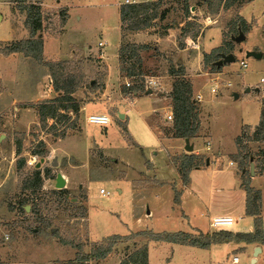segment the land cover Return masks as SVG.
<instances>
[{"label":"rangeland","instance_id":"obj_1","mask_svg":"<svg viewBox=\"0 0 264 264\" xmlns=\"http://www.w3.org/2000/svg\"><path fill=\"white\" fill-rule=\"evenodd\" d=\"M29 1L38 4L42 13V28L36 37H41L44 41L45 37L60 35L64 27H67L73 39L71 42L78 47L77 50L80 52L87 50L82 54L71 56L66 54L61 58L52 59L44 54L43 49L41 62L19 52L10 61L6 59L0 61V68H2L0 73L4 76V79L0 76V264L22 262L85 264V262L73 261L77 255L89 253L94 245L100 243L98 240H92L91 234L121 233L126 228L124 223L129 228H135L136 224V222L132 223L135 219L129 192L123 187L122 193L117 195L116 183L110 180L116 177L120 167L116 166L114 158L104 154L100 147L121 161L139 167L155 149L159 148L160 144L149 132L143 119L137 115V111L129 108L126 113L128 117L126 133L114 119L106 137L102 135L101 130L96 129L95 125L87 126L85 134L94 138L92 140L95 143L88 148L89 156H87L83 151L84 136L77 138L78 140L71 137L69 140L57 143L59 139L63 140L66 136L75 134L70 130L79 126V121H85V117H80V113L67 111L63 112L64 116L40 120L38 114L40 104L63 97L64 89H59L63 93H52L49 96L45 91L32 95L30 93H33L34 85L46 90L48 83L55 82L62 86L63 81L69 78L73 80L71 87L76 84L74 90L80 92L71 93L78 105L96 101L100 93L86 92L100 91L106 88V84H108L107 93H124L122 90L125 81H132L133 77H127L120 71L117 53L120 76L118 75L117 83L108 80L106 55L101 57L105 53L96 46L99 40L105 41L103 48L115 60L114 54L119 41L118 11L121 4L132 0ZM133 1L141 2L142 0ZM224 1L162 0L157 10V17L152 19L150 26L145 29L152 36L136 41L134 37L128 36L129 31H125L128 42L124 44L147 46L138 51L141 59L140 71L145 74L143 76L159 77L160 88L151 92V95L154 97L167 95L171 109L172 99L169 94L173 83L179 79L180 75L170 74L169 71L182 66L183 77L191 84V97L195 99L196 93H202L203 99L209 105L206 111L210 114L212 128L216 134L221 135L229 147L233 144L232 137L242 124L253 126L257 124L260 94L264 100V83L260 82V78L264 76V54L261 58H255L243 52L245 46H248L249 50H257L256 46H258L264 53V0L229 1L228 6L223 7ZM70 7L73 10L71 21L67 20L70 16ZM240 13L248 17V20L252 19L248 24L246 23V30L242 28L241 19L244 18ZM24 19L25 12L14 8V4L9 0H1L0 50L12 42L23 41L30 37ZM122 27L126 28L127 24H123ZM250 28L252 31L246 38L235 40L239 33L245 35L251 30ZM23 31H26V34ZM216 31H220L221 41L215 46L205 47L202 39L199 41L201 35L203 38L205 35L209 37ZM50 43L53 42L50 40L48 44ZM219 48L225 53L234 54V61L224 65L225 74L222 78L214 76L216 72L223 71V64L215 68L214 63L221 59L218 57L219 53L214 51ZM10 54L12 53L0 52V55L5 57ZM204 54H210V56L206 59ZM241 59L247 64L245 68L240 67ZM47 62L52 63V70L50 66L43 64ZM46 73L50 76L46 77ZM35 78L38 80L36 81ZM91 80L93 84L90 83ZM226 81L231 82V85H226ZM213 83L220 86L216 93L210 91ZM248 85L260 86L259 93L253 87L250 92L244 91ZM139 93L144 95L148 92ZM234 93L238 96L234 97ZM101 103L107 112L116 118L119 117V114L115 115L114 108L112 109L109 105L111 102L103 99ZM143 104H149V101L146 100ZM195 105H197L199 119L200 102L196 100ZM137 108H140L139 104ZM120 113L125 112L120 110ZM159 121L162 123L163 118H159ZM79 130L81 131V128ZM247 133L250 136L244 138L240 145L245 149L239 151L242 154L253 153L249 159H242L245 172L249 171L251 162L254 163V168L259 162L264 164V155L260 154L264 151V144L257 147L252 144L250 146L248 143L252 140L248 138L252 136L253 131H247ZM39 141L44 143L48 152L43 156V161L40 155L33 152L41 151ZM56 144L59 150L52 151L51 148H54ZM71 148L82 156L80 160L73 155L64 156L65 154L60 152V150ZM158 150L159 154L162 153V149ZM239 153L237 154L238 165L241 162ZM171 156H179V154L170 153L169 158ZM54 157L58 161L56 166L51 165ZM251 157L252 160H250ZM21 158L25 160V164L19 168L18 163ZM36 168H40L42 185L40 189L31 192L23 188V184ZM62 168L65 169L66 177L64 178L66 182L68 181V186H64L66 192L55 188L56 173L62 174ZM46 170L50 177L45 175ZM259 170L260 174L264 175V168ZM121 173L123 172L119 174ZM88 181L89 217L87 221L86 184ZM99 188L108 191L110 195L102 196ZM175 192L177 191L174 188ZM20 201H24V205H21ZM117 220L120 223H117ZM239 224L243 223L240 221ZM231 228L237 227L234 225ZM214 230L218 229L214 228ZM106 241L107 239L101 244L105 245ZM119 242L121 241L118 240L114 245ZM77 245L81 246V250H78ZM128 245L126 252L133 250V245ZM136 245L140 247L141 243L137 242ZM122 252H125V249ZM229 253L230 258L232 252ZM237 255L239 257L237 264H252L244 252L237 251ZM99 260L91 259L88 264H98ZM155 260L156 255L152 252V264Z\"/></svg>","mask_w":264,"mask_h":264},{"label":"crops","instance_id":"obj_2","mask_svg":"<svg viewBox=\"0 0 264 264\" xmlns=\"http://www.w3.org/2000/svg\"><path fill=\"white\" fill-rule=\"evenodd\" d=\"M146 1V0H142ZM141 1V2H142ZM1 2V0H0ZM59 2V1H58ZM136 2V1H128ZM6 3V2H5ZM70 16L67 20L71 21L73 10L70 7ZM241 14V13H240ZM245 22L248 24L251 20H248L244 15L241 14ZM67 22V21H66ZM253 26V25H252ZM253 29V27H251ZM250 28V29H251ZM262 30L263 26L260 27ZM118 29H119V41L117 46V51L113 56L109 55L103 48L105 41L99 40L97 43V48H101L102 54L101 57L106 55V76L108 80H113L117 83L119 70L117 62V53L120 43L128 42L126 40L125 31H129L128 36L134 37L135 40H145L149 38L150 35L147 30H127L122 27V23L119 18L118 11ZM249 30L247 34L244 35V38L250 34L252 31ZM26 34V31H23ZM13 39V38H12ZM202 39L205 47H212L220 43L221 36L220 31L211 33L209 37L205 35L203 38L202 35L199 37V41ZM10 40V39H8ZM53 43H49V41ZM69 29L64 27V31L58 36L45 37L43 41L44 54L50 56L52 59L61 58L63 55L69 54L78 55L82 54L85 51H78V47L74 45ZM133 42V40H131ZM50 47V48H49ZM89 47V46H88ZM87 47V48H88ZM243 52L246 54L248 51H259L262 54V50L256 46L257 50H249L248 46H245ZM95 48V47H93ZM19 52H12L8 57L0 55V61L8 60L10 61L15 54ZM240 61V60H239ZM245 61V60H244ZM230 63L226 62L222 65V70L214 74L215 77L222 78L225 74L224 65ZM247 66V64H246ZM245 68V67H244ZM2 69V68H0ZM34 71L32 72L33 75ZM0 73V76L3 77ZM50 74L46 73V77H49ZM264 77V76H263ZM214 79V78H213ZM37 81L38 79L35 78ZM51 82V79H50ZM229 82V81H228ZM261 82V81H260ZM48 83V82H47ZM93 84V80L90 82ZM112 83V82H111ZM231 85V82H229ZM264 83V82H261ZM52 83L47 84L46 90L37 88L38 85H34L33 93H45L49 96L52 93H63L61 90H56L52 86ZM252 87L255 88L257 93L260 91V86L257 85H248L244 91L250 92ZM262 88V86H261ZM108 84L106 88L97 91H88L86 93H100L97 97L98 99L94 102H85L84 104L79 105L78 114L80 117H85V121H79V126L74 130L75 134L72 136H66L65 138L59 139L58 144L69 140L71 137L81 138L84 136V153L89 156L88 148L94 143V138L90 137L88 134H85V129L90 124L95 125L96 129L103 132L104 137L108 136L110 131L109 126L112 119L116 121V124L120 126L121 129L126 133V119H128L126 113L129 111V108L135 109L137 115L143 119V122L149 129V132L156 138L160 144L158 149H162V153L159 154V150L155 149L153 154L149 155L148 159H145L143 165L135 167L132 164L121 161L113 154H109L105 151L103 147H100L104 154L109 155L114 158V164L120 167L119 173L115 174V178H110L116 183V194L119 195L123 191V187L129 192L131 196V206L132 214L135 219L136 224L135 228H129L126 223V228L124 232L121 233H108V234H91L92 240H98L104 243V240L107 239L110 235H132L141 231H150L153 233H162V232H178L184 231L191 233L193 235L197 234H206L214 232V228L210 226V218L215 215H225L233 217L234 224L236 229L231 227L228 229L232 232H252L254 227V217L246 214V192L242 186V174L245 172V168H240L237 163V157L235 154L238 151V146L236 144V138L242 133V130L245 128L246 131L252 132L257 124L247 125L242 124L237 130L238 132L232 137L233 144L229 147L225 144V140L221 135L216 134L212 128L210 122V114L207 113L208 102L201 98L198 102L199 105V127L198 130L190 140L189 143L186 142L181 137H175L171 134L169 129L173 123V114L172 119L165 120V117L168 114L172 113L170 103L168 101L167 95L152 96L149 93L142 95H126L118 93H107ZM72 93H80L77 90H74ZM84 93V92H81ZM198 94V93H196ZM195 94V95H196ZM106 97V98H105ZM103 99H106V102H111L109 104L114 108V114L118 115L120 110L124 111L123 118L115 117L113 114L107 112L101 102ZM259 119L260 111L262 108V95L259 96ZM146 100L149 101V104H143ZM140 105V108H137V105ZM90 114H106L109 116L110 121L106 124L89 122L88 116ZM163 118V122L160 123L159 118ZM81 120V119H80ZM81 128V131L79 130ZM72 140V139H71ZM91 141H93L91 143ZM246 141V140H244ZM249 142V141H248ZM58 144L52 147L51 150H59ZM188 144L192 146L191 150H187ZM248 144L252 146H262L264 141H250ZM142 149V147H141ZM74 149L60 150L61 153L65 154L64 156H75L77 159H81ZM197 154L203 156L204 164L199 167L192 168L189 172V181L187 184H183L179 178L178 172L174 168L169 154ZM58 154V153H57ZM253 154V153H252ZM234 157V158H231ZM89 158V157H88ZM252 160V157L250 158ZM230 161H233V164H230ZM254 164V163H253ZM65 169H61L62 175L66 177L64 173ZM250 176V186L259 189L261 192V217H262V230L264 233V175H261L254 168V173ZM86 184V189L88 187ZM65 186H68V181ZM174 188L179 192V201H174ZM99 193L102 196L108 195ZM103 191H106L103 189ZM87 202V221L89 217V206H88V189L86 195ZM240 221L243 224H239ZM120 223V221H116ZM124 227V225H123ZM218 231V230H217ZM146 237V238H144ZM119 244L114 245L111 252L104 258H99L100 261L98 264H119L120 260L126 256V254L131 251H127L128 244L133 245V250H135L138 245L136 243L147 244L148 246V264H152L151 254L152 252L156 255V260L154 264H219L229 258V252H232V255H237V251L244 252L248 259L251 260L252 264L262 263L264 264V243L260 242H251L246 243L243 241H226L220 243H213L208 248H200L196 246L173 243L167 241H156L150 240L145 235H134L131 239H121ZM127 244V245H126ZM122 248L118 249L119 247ZM126 246V247H125ZM125 249V252H122ZM132 250V251H133ZM257 250V251H256ZM181 254V255H180ZM226 255V257H225ZM231 255V257H232ZM238 256V255H237ZM228 257V258H227ZM230 257V258H231ZM229 258V259H230ZM25 264H31L27 262H22ZM20 263V264H22ZM239 263V257L238 262ZM236 263V264H237Z\"/></svg>","mask_w":264,"mask_h":264},{"label":"trees","instance_id":"obj_3","mask_svg":"<svg viewBox=\"0 0 264 264\" xmlns=\"http://www.w3.org/2000/svg\"><path fill=\"white\" fill-rule=\"evenodd\" d=\"M229 1L233 2H242L243 0H225L222 3L223 7H227ZM9 2L14 4V8H17L21 12H25L24 24L29 30L30 37L23 41L12 42L9 46L5 47L3 50H0L1 53L9 54L12 52H22L25 56H30L38 61H42L43 53V41L41 37H36V34L42 28V13L38 4L30 2L29 0H9ZM162 0L155 1H142V2H132L121 4L119 8V18L123 24H127V27L124 29L127 30H139L145 29L150 26V21L157 17V10L161 5ZM230 2V3H231ZM244 2V1H243ZM185 8H188V5H185ZM241 25L243 30L247 29L246 22L244 19H241ZM246 25V26H245ZM146 45H136L134 43H122L118 49L119 56V67L120 71L125 73L127 77H133L132 84L130 86L123 85L122 94L129 95H139L144 91L141 81L143 80V74L140 71L141 59L139 58L138 51L146 48ZM221 48V47H220ZM216 49L218 57L222 55H227L229 52L225 53L223 49ZM213 53V51L211 52ZM210 53V54H211ZM210 54H204V57L207 59ZM132 60H135L134 62ZM215 63V61H214ZM50 66L52 70V63H43ZM215 68H218L216 66ZM170 74L180 75L173 85L171 92L169 94L172 99V114H173V123L169 131L175 137H181L184 140H190L195 136L198 127L199 119L197 112L196 100L191 97V84L189 81H186L183 77L184 69L182 66H178L176 70L170 69ZM53 72V71H52ZM145 75V74H144ZM72 79H67L63 81L62 86L54 82L53 87L56 90L64 89V95L61 98L54 99L53 101L42 102L39 106L38 114L41 121H45L47 118H56L58 116H64L67 111H72L78 113L79 105L75 102L71 93L76 88V84L71 87ZM143 94V93H142ZM61 102V103H55ZM65 102V103H63ZM250 134L247 133L246 129L242 130V133L236 138V144L238 146V151L235 154V157L238 158L237 154L241 152L242 148L240 145L243 142V139L247 138ZM248 140L255 141H264V100L262 103V108L260 111V119L258 125L253 130L252 136ZM39 146L42 147L41 151H33L35 154L43 156L47 155V150L44 147V143L39 141ZM264 155V151L260 153ZM260 154H258L260 156ZM241 157V162H239V167H244L242 164V159H249L252 154L239 153ZM170 160L180 175L181 181L183 184H187L189 181V172L192 168L199 167L204 164L203 156L197 154H181L179 156H171ZM25 164V160L21 158L18 163V167L21 168ZM258 173H261L259 169L264 168V164L259 162L258 165H255ZM40 168L34 169L32 175L28 177L23 184V188L29 189L31 192H35L37 189H40L42 185ZM45 175L50 177L47 170ZM242 186L246 192V214L254 217V227L255 229L252 232H232L228 229H221L214 231L212 233L206 234H197L193 235L188 232L178 231L173 233L162 232V233H153L150 231H141L134 233L132 235H110L107 237L106 244H97L94 245L92 250L89 253L84 255H77L73 262H85L88 264L91 259H99L106 257L112 250L114 244L121 239H131L134 235H145L150 240L156 241H167L173 243L186 244L191 246H196L200 248H208L213 243H220L226 241H243L246 243L251 242H260L264 243V233L262 230V217H261V192L259 189H256L250 186V176L249 171L243 172L242 174ZM61 192H66V188L58 189ZM174 201H179V193H174ZM21 205H24V201H20ZM38 211V210H35ZM78 250H81V246L77 245ZM58 264H71L70 262H60ZM119 264H148V246L143 244L140 247H137L135 250L128 253L123 259L120 260Z\"/></svg>","mask_w":264,"mask_h":264},{"label":"built area","instance_id":"obj_4","mask_svg":"<svg viewBox=\"0 0 264 264\" xmlns=\"http://www.w3.org/2000/svg\"><path fill=\"white\" fill-rule=\"evenodd\" d=\"M128 2V1H127ZM240 67L244 68L246 67V62L241 59L239 61ZM213 79V78H212ZM261 82H264V77L260 78ZM143 90L151 94V92L158 90L160 88V79L157 76H143V80L141 81ZM126 86H130L132 84V81H125L124 83ZM226 85H230L228 81H226ZM220 86L217 83H213V85L210 86V91L212 93H216L218 91V88ZM201 94L195 95V100H200ZM172 119V113L168 114L165 117V120ZM89 122L94 123H100V124H106L110 121V118L106 114H90L87 119ZM230 164H233V161H230ZM100 192L103 194L108 195V191H103V189H100ZM210 226L221 230V229H229L231 225L234 224L233 217L225 216V215H215L210 218ZM238 262V256L232 255L230 259H227L219 264H236ZM25 264V263H22Z\"/></svg>","mask_w":264,"mask_h":264},{"label":"water","instance_id":"obj_5","mask_svg":"<svg viewBox=\"0 0 264 264\" xmlns=\"http://www.w3.org/2000/svg\"><path fill=\"white\" fill-rule=\"evenodd\" d=\"M243 38H244V34L239 33V35L235 37V40L239 41V40H242ZM246 55L247 56H253L255 58H261L263 56V54L261 52H259V51H248L246 53ZM231 61H234V54L229 53L227 55H222L221 59L215 61V65L219 67L220 65H222V64H224L226 62H231ZM237 96H238V94L234 93V97H237ZM119 117L123 118V114L119 113ZM186 142L189 143L188 140H186ZM186 149L187 150H191L192 146H190L188 144ZM43 160H44V158H41V161H43ZM57 164H58L57 158L54 157L52 159L51 165L52 166H56ZM249 171H250L251 175L254 173V164H253V162L250 163ZM65 184H66V180H65L64 176L60 172H57L56 173V177H55V188H58V189L64 188Z\"/></svg>","mask_w":264,"mask_h":264}]
</instances>
